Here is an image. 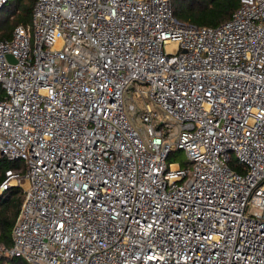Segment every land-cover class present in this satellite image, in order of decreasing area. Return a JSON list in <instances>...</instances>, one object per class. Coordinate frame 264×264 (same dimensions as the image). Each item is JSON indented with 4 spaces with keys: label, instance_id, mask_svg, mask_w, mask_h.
Returning a JSON list of instances; mask_svg holds the SVG:
<instances>
[{
    "label": "built area",
    "instance_id": "1",
    "mask_svg": "<svg viewBox=\"0 0 264 264\" xmlns=\"http://www.w3.org/2000/svg\"><path fill=\"white\" fill-rule=\"evenodd\" d=\"M0 157L23 163L0 257L264 264V0L214 28L171 0H34L0 40Z\"/></svg>",
    "mask_w": 264,
    "mask_h": 264
},
{
    "label": "trees",
    "instance_id": "2",
    "mask_svg": "<svg viewBox=\"0 0 264 264\" xmlns=\"http://www.w3.org/2000/svg\"><path fill=\"white\" fill-rule=\"evenodd\" d=\"M33 2L34 0H7L0 10H8L7 16L0 22V40L7 39L15 26H26L29 23ZM237 7L238 0H171L173 18L195 27H217L227 21ZM9 16H12L10 23L7 22ZM230 167L241 173V167L237 166L233 159L230 161ZM17 169H23L21 161H8L0 157V182L5 171ZM21 201L22 192L19 188L11 187L0 193V247L3 249L11 246L10 232ZM0 264H24V261L21 258L1 256Z\"/></svg>",
    "mask_w": 264,
    "mask_h": 264
},
{
    "label": "rangeland",
    "instance_id": "3",
    "mask_svg": "<svg viewBox=\"0 0 264 264\" xmlns=\"http://www.w3.org/2000/svg\"><path fill=\"white\" fill-rule=\"evenodd\" d=\"M8 10L4 9L0 12V22L4 20V17L7 16ZM12 21V16H9L7 18V22L10 23ZM2 30H0V33ZM167 162L173 164V165H178L182 169H189V165L186 162V158L184 154L181 151L174 152L172 155L168 158Z\"/></svg>",
    "mask_w": 264,
    "mask_h": 264
},
{
    "label": "water",
    "instance_id": "4",
    "mask_svg": "<svg viewBox=\"0 0 264 264\" xmlns=\"http://www.w3.org/2000/svg\"><path fill=\"white\" fill-rule=\"evenodd\" d=\"M7 59H10L9 57H7Z\"/></svg>",
    "mask_w": 264,
    "mask_h": 264
}]
</instances>
